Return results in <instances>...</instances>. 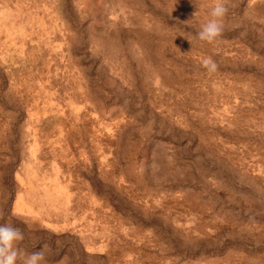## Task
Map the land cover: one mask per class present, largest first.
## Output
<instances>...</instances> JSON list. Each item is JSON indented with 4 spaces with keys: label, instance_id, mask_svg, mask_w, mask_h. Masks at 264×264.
Listing matches in <instances>:
<instances>
[{
    "label": "rangeland",
    "instance_id": "obj_1",
    "mask_svg": "<svg viewBox=\"0 0 264 264\" xmlns=\"http://www.w3.org/2000/svg\"><path fill=\"white\" fill-rule=\"evenodd\" d=\"M228 5L208 44L213 0H0V224L21 250L264 264V0Z\"/></svg>",
    "mask_w": 264,
    "mask_h": 264
},
{
    "label": "clouds",
    "instance_id": "obj_2",
    "mask_svg": "<svg viewBox=\"0 0 264 264\" xmlns=\"http://www.w3.org/2000/svg\"><path fill=\"white\" fill-rule=\"evenodd\" d=\"M192 15L194 20L198 14L199 8ZM229 11L228 0H213V6L209 11V19L200 23L196 36L199 41L215 44L222 36L225 26L224 17ZM187 22V21H186ZM190 44V37H185ZM200 66L204 68L209 75L218 70V64L211 58H203ZM24 240V234L21 229L13 226L11 223L0 224V264H45V254L48 252V246L44 245L40 251L26 254L18 245Z\"/></svg>",
    "mask_w": 264,
    "mask_h": 264
}]
</instances>
